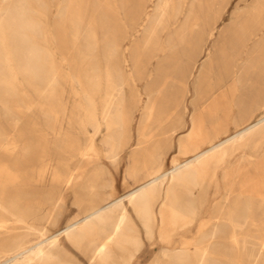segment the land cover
Returning a JSON list of instances; mask_svg holds the SVG:
<instances>
[{"label": "rangeland", "instance_id": "rangeland-1", "mask_svg": "<svg viewBox=\"0 0 264 264\" xmlns=\"http://www.w3.org/2000/svg\"><path fill=\"white\" fill-rule=\"evenodd\" d=\"M18 1L26 25L8 24L0 29V237L32 226L37 230L29 231L32 252L41 246L57 249L52 260L43 264H91L96 246L112 235L114 221L88 223L84 218L145 183L149 172L169 169L172 158L183 162L192 157L191 145L198 144L199 151L207 146L195 139L186 150L179 152L177 147L178 139L190 128L192 83L231 14L243 18L257 0H173L175 8H168L158 27L162 40L156 47L153 34L147 47L143 38L159 18L161 0H81L76 42L66 19L71 17L68 6L72 0ZM218 12L222 17L214 37L189 79L191 92L185 97L183 113L178 106L182 93L179 89L175 94L171 84L179 85L180 80L173 75L172 65L166 66V53L158 46L186 17L192 24L196 18L211 19ZM88 24L95 40L88 36ZM249 30L253 37L247 44L252 48L264 31ZM2 33L7 37L10 60L2 46ZM259 45L264 49V42ZM110 48L116 53L114 64L120 72L115 78L126 85L120 103L110 109L115 125L108 131L102 121L92 136L96 122L91 116H100L107 94L105 69ZM256 66L245 82L246 91L237 93L241 111L252 115L249 123L264 117V60ZM219 70L204 76L203 89L220 81ZM214 93L206 91L203 100ZM144 109L145 130L153 138L145 160L137 152L138 123ZM123 112L130 117L128 126L120 116ZM246 125L237 129L231 125L227 135ZM209 127L204 123V129ZM235 145L196 185L177 187L162 231L159 221L154 226L148 222L147 231L134 207L123 200L130 222L122 234L137 235L141 244L128 255L129 247L116 235L106 264H153L163 249L169 251L155 264H168L170 257L171 264H193L197 243L210 244L206 264H264V129ZM190 192L193 206L185 210ZM164 194L165 186L159 196L153 192L148 196L152 212L154 208L158 213ZM70 223H76L71 236L57 235L59 247H53L50 238ZM213 226L217 230L210 240L197 239L208 235ZM182 253L188 256L178 262Z\"/></svg>", "mask_w": 264, "mask_h": 264}, {"label": "bare ground", "instance_id": "bare-ground-1", "mask_svg": "<svg viewBox=\"0 0 264 264\" xmlns=\"http://www.w3.org/2000/svg\"><path fill=\"white\" fill-rule=\"evenodd\" d=\"M262 2L264 1L257 0L249 13L244 15L243 18L238 17L235 12L231 14L229 23L219 31L211 47L206 51L207 57L201 65L198 76L192 83V98L189 102L191 107L190 128L184 137L178 139L177 147L179 152L186 150L188 149L187 144L193 143L195 139L199 141V144L203 143L207 144V146L199 151L200 146L198 144L191 145V151L195 152L192 157L183 162H178L175 157L172 158L171 167L169 169L161 171L160 167L149 172L148 176L150 177L145 183L122 195L116 201H107V204L96 207L84 218L88 220V223L101 219L114 221L112 235L105 237V240L96 246L90 257L91 264L107 263L110 255L108 250L111 244L116 243L114 237L118 234L121 235V239L126 246L129 247V250L137 249V247L140 246L141 243L137 235L130 236L128 234H122V228L130 222L129 213L122 204L123 200L127 199L129 204L134 207L136 214L144 223L147 231H149L147 223L150 221H152L153 226L156 221H159L161 224L160 230H164L166 217L172 207V197L177 187L184 186L188 183L196 185L198 178L206 174L211 165H219L226 155L234 149L233 146H236L235 144L241 143L243 139L256 135L264 129V117H261L254 123H249L252 115L249 114L245 116L244 112L241 111L242 101L237 97V93L246 91L247 86L245 82L250 79L251 74L258 68L256 65L264 60V49L259 45L261 42H264V33L256 40V45H254V47L250 48L247 44L253 37V32H248L250 28L253 30L256 29L259 32L264 31V3ZM172 3L173 0H161L158 4L159 18L153 24L152 32H148L143 38L145 47H147L149 41L152 39V34L153 47L157 46L155 43L157 44L159 40H162L157 35L158 27L159 25H163L164 17L167 15V10L171 7ZM19 4L18 0H0V12L2 13V16L0 15L1 30L8 24H12L16 27L26 25L24 18H22L23 13L19 10ZM81 6V0H72L68 6V12H71V17L66 19L72 26V37L74 42L80 37L79 23L81 21ZM172 8H175L174 4ZM19 11L21 12L19 13ZM7 15H15V17L12 18L11 16V18H9ZM221 17V12H218L215 13L214 17L211 19L203 17L197 20L198 18H196L192 24H188V19L186 17L185 21L167 36L164 41L165 43L158 46L160 51L166 53L164 56L166 66L169 67L172 65L173 75L176 80H180L179 85L173 82H171V84L175 94H178L179 89L182 93V101L178 106H181L183 113L186 112L184 103L185 97L191 92L188 84L189 79L196 67L198 58L205 52L207 42L214 37L215 25L221 20ZM87 32L89 34L88 36L95 40L91 24H88ZM44 39L46 40L47 37L44 36ZM6 40L7 37L5 33H2V46L5 49L6 58L10 60V51L8 50ZM256 46L260 47L258 51L254 50ZM115 55L114 49L110 48L108 51V63L105 69L107 94L103 101V108L100 116L97 117L94 114L91 116L94 122H96V129L92 132L94 133L93 135L91 134L92 136L98 133L100 122H105L108 131L116 123L115 117L110 113V109L115 102L120 103V98H122V92L124 91L126 83L118 82L115 78L116 74H120L118 67L114 64ZM183 58L186 59L185 63L183 62ZM217 69H220L216 74L220 81L215 85L210 84L206 89H203L201 81L204 76L206 74L211 75V73H215ZM10 71L12 72V68H10ZM222 81H225V83H222ZM203 90H205V92L212 90L216 95H214V93V96L204 101L203 94L205 92H203ZM116 99H118V101ZM146 112L147 109H144L138 123L137 133V152L141 154L144 160L149 155L147 145L153 141V138L151 139L152 136L148 135L145 130V123L147 120ZM203 113H205L206 116H204ZM120 116L122 117V121L124 120V126H128L130 117L126 115V113ZM179 120L182 122L181 118H179ZM174 121H176L175 118ZM204 123L210 126L209 129H204ZM244 123L247 124L246 127L235 131L233 135H227L231 125L237 129L238 126H242ZM223 136H225V138H222ZM237 136L239 137L237 138ZM82 153L83 152H81L80 155H82ZM79 165L80 164H78V166ZM78 166L76 168H78ZM164 186L165 194L163 204L160 206L158 213L154 211V208L152 212V209L148 205V196L151 192L159 196ZM188 195V201L183 205L185 210L193 206L191 200L192 193L190 192ZM188 213L192 215L191 212L188 211ZM75 226L76 223H70L57 234L53 235L50 238L52 240L50 243L54 245L53 247H59L56 242L57 235L63 233L67 236H71L75 230ZM132 228L133 226L131 229ZM216 230L217 226H213L210 233L203 236L201 235V230L198 229L197 234L199 235L200 233L201 236L197 237V239L210 240L216 233ZM29 231L37 230L32 226H27L25 230L17 231L13 234H5L3 238L0 237V264H43L52 260L53 253L55 250L57 251V249H51L49 247V249L45 250L41 248V246L32 252V245H29L31 242ZM209 247L210 244L208 243L196 244V250L193 253L195 256L193 264H206V259L211 254L208 251ZM180 250L183 252L187 251L184 248H180ZM167 251H169V249L161 250L158 257L154 259L153 264L160 262L159 259L165 256ZM28 252L31 253L25 256ZM132 252L130 250L128 255H131ZM187 256L188 253H182L177 256V261L182 262ZM171 260L172 258L170 257L168 264L172 263Z\"/></svg>", "mask_w": 264, "mask_h": 264}]
</instances>
